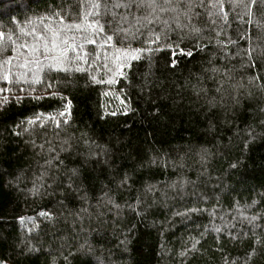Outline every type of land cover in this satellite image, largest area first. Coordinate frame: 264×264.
I'll return each mask as SVG.
<instances>
[{
    "label": "trees",
    "instance_id": "obj_1",
    "mask_svg": "<svg viewBox=\"0 0 264 264\" xmlns=\"http://www.w3.org/2000/svg\"><path fill=\"white\" fill-rule=\"evenodd\" d=\"M0 33V264H264V0H2Z\"/></svg>",
    "mask_w": 264,
    "mask_h": 264
},
{
    "label": "snow or ice",
    "instance_id": "obj_2",
    "mask_svg": "<svg viewBox=\"0 0 264 264\" xmlns=\"http://www.w3.org/2000/svg\"><path fill=\"white\" fill-rule=\"evenodd\" d=\"M0 2H2V0H0ZM130 5H121V4H115L113 5V7H129ZM94 8L99 9L101 7L100 4H95L93 5ZM106 12L105 15H107V6L104 5ZM57 15H59L57 13ZM89 16H99L100 13L97 12H93V13H89ZM114 16V14H113ZM126 19V17L124 18ZM85 23L87 24V28L91 29L92 35L96 36V35H103L104 37H106L105 39V43H109L111 41H113L114 37L115 38H120L122 35L124 36V39L126 40L127 37L129 35H131V32L127 29L124 28H112V25L110 23H108L107 21L105 23H100V21L94 20L92 22H89L87 19V16H85L84 18ZM63 18L61 17V24H63ZM65 27L71 31L73 28L76 29L77 31H84V28L81 24H70V25H65ZM108 27L112 30V34L108 35L105 32V28ZM45 28L51 32V38L47 37L43 32H41L39 35H37L35 37L37 43L31 46V49L34 53H47V52H59L58 56H53L52 59L56 62H63L66 61L68 59V54L69 53H74L75 54V58L77 60L80 59H85L88 54L85 52L83 53V55H81L80 50L83 49L84 45L83 44H77L75 43L76 37L73 36H63L61 33L63 31H54L50 28H48L47 26H45ZM33 33H35V29H33ZM3 33H0V39L3 38ZM159 37H157L158 39ZM80 39L85 40L86 43H91V44H95L97 41L95 39H88L84 36H81ZM155 42V41H153ZM25 47H29L28 45H25ZM121 55L116 57V60L118 61L116 67H117V72L119 75H124L122 69L125 66H130V61H134V60H139L141 57V54L145 51V49H119L118 50ZM147 51H151V49H147ZM189 55L191 53H188ZM38 62V61H37ZM86 62V59H85ZM10 63V61H9ZM175 65L173 64V67ZM105 67H107V65L105 64ZM67 70V69H65ZM77 71H82L83 69H76ZM95 80V78H93ZM99 82V81H97ZM109 83H112V81H108ZM116 113H112V115H115ZM63 115V113L61 114ZM29 123H33V121H29ZM43 215V213H42Z\"/></svg>",
    "mask_w": 264,
    "mask_h": 264
},
{
    "label": "rangeland",
    "instance_id": "obj_3",
    "mask_svg": "<svg viewBox=\"0 0 264 264\" xmlns=\"http://www.w3.org/2000/svg\"><path fill=\"white\" fill-rule=\"evenodd\" d=\"M3 75H4V74H3ZM5 76H7V75L5 74ZM1 264H8V263L5 262V263H1Z\"/></svg>",
    "mask_w": 264,
    "mask_h": 264
}]
</instances>
